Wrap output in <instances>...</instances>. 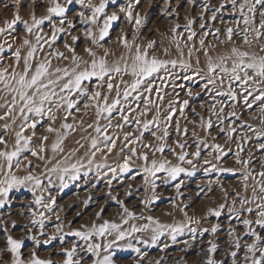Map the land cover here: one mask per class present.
Wrapping results in <instances>:
<instances>
[{
  "label": "snow or ice",
  "instance_id": "1",
  "mask_svg": "<svg viewBox=\"0 0 264 264\" xmlns=\"http://www.w3.org/2000/svg\"><path fill=\"white\" fill-rule=\"evenodd\" d=\"M23 2L25 0H10V4H5V8L11 6L14 9L12 18L0 21V38H3L0 53L5 48L12 50L13 44L8 41H16L13 31L18 23L23 25L24 32L19 46L12 50L13 65H3L0 56V92L4 93L0 96V121H3L0 124V208L10 203L9 193L13 190L26 189L32 193L33 200L27 206L28 221L22 227L24 235L19 238L11 234L8 226L10 223L12 229H16L17 221L6 222L0 217V244L3 245L0 257H10L8 261L0 259V264H88L89 261L90 264H115L114 248L131 249L144 258L146 254L141 253L132 239L136 244L155 246L161 237L167 236L176 242L177 237L185 233L190 239L183 241L185 248L182 251L193 246L198 233L209 236L201 248L203 256L198 264H264V44L259 43L264 39V0H218L216 4L212 0H164L166 17L179 20L180 9L185 5L187 9L183 25L179 22L170 25L168 46L161 44L159 47L155 40L137 42L146 21V16L138 10L142 0H30L28 19L20 14ZM151 2L148 0L149 7ZM73 5L79 8L70 17ZM110 6L118 10L109 12ZM38 7L44 8L40 15L36 13ZM197 8L199 12L192 15ZM224 12L233 17L231 24L225 23L221 15ZM121 18L132 34L129 39L125 28L119 29L115 43L122 51L117 55L106 45L111 43V30ZM218 20L221 27L215 26ZM221 34L226 39H221ZM210 36L217 43L209 42ZM234 37H240L246 47L237 46ZM62 38H65L63 49L71 56L53 47ZM81 38L85 41L83 53L87 58L76 52ZM217 44L232 46L214 58L210 50H215ZM22 49L25 50L23 55ZM40 53H43L42 58ZM199 53L203 54L206 64L203 75ZM194 54H197L196 67H193ZM53 59L70 60L71 66L53 67ZM197 80L205 81L201 92L212 94L210 105L200 104L207 112V118L190 105L193 96H199L200 92L194 93L192 87L180 83ZM225 84L226 91L222 90ZM169 87L171 92L166 91ZM177 88L186 89L187 98L181 100ZM217 97L226 100H217ZM254 105L259 114L250 118L259 121L258 127L242 121L243 111L237 112V108L250 111ZM189 108L196 120H189L186 114ZM89 114L92 119L85 127L83 117ZM69 118L72 123L68 122ZM57 121L58 127L54 126ZM238 121L240 129L245 131L235 136ZM38 126L55 135L50 145L48 135H37ZM214 127L218 128L217 135L211 134ZM78 130L88 133L81 137L87 143L77 140V147L66 151L65 140ZM190 131L194 151H189L192 147ZM200 133L206 134L207 138ZM220 134L225 136L226 143H235V152L215 142ZM36 140H39L38 144L34 143ZM253 140L255 144L244 158L245 146ZM81 149H84L82 156L78 155ZM49 150L52 156L46 155ZM257 152L261 154L258 161L255 159ZM202 154L205 175L234 173L235 169L219 166L223 159L233 156L235 163L241 166L240 187L244 194L233 190L229 202L228 191L221 187L224 202L207 207L199 217L188 214L189 205L179 207L172 199L171 206L179 207L184 219L166 224L152 215L137 216L109 191L108 198L119 205L120 223L104 220L97 224L93 221L90 227L82 224L79 229L64 232V222L57 213V222L52 225L54 231L46 233L51 220L48 214L56 211L57 198L51 194V189L56 186L53 177L58 180L62 192L69 181L79 180L81 176L87 178L94 172L96 179L107 178V186L111 189L114 180L132 173L133 164L138 160L142 162L140 169L129 178L135 180L136 176L142 175L144 191L150 192V196L139 203L147 207L160 199L156 191V181L161 179L158 174H163L165 184L176 181L177 196L183 195L181 188L185 181L179 178L195 174ZM56 156L60 158L56 159ZM110 156L117 157L114 165L108 163ZM29 157L43 161L44 171L39 174L33 171L37 166ZM256 163L260 165L258 169L253 167ZM45 179L47 187L43 182ZM212 183L208 181L209 193L213 190ZM131 188L129 184L128 189ZM203 191L201 188L200 192ZM90 200L91 197L83 204L87 206ZM225 209L226 228L219 222ZM103 211L101 207L95 213L97 219ZM80 214L76 213L77 216ZM210 217L216 218L217 222L209 227H199ZM137 219L146 222L129 224ZM141 233H149L148 239L137 235ZM66 236L75 238L67 247ZM109 236L113 239L109 240ZM56 239L60 241L56 253L62 257L59 261L38 255L41 244L49 245ZM25 241L33 243L27 256L23 251ZM120 241L127 243L120 244ZM167 247L165 243L160 250L163 252Z\"/></svg>",
  "mask_w": 264,
  "mask_h": 264
},
{
  "label": "rangeland",
  "instance_id": "2",
  "mask_svg": "<svg viewBox=\"0 0 264 264\" xmlns=\"http://www.w3.org/2000/svg\"><path fill=\"white\" fill-rule=\"evenodd\" d=\"M121 2H126V0H121ZM213 4H216L218 0H212ZM5 4H10V0H0V21H3L4 19H11L12 18V12L14 9L9 6L8 8H5ZM29 8H30V0H25V2L21 5L20 14L24 19L29 18ZM78 5L72 6V12L69 13V16L71 17L75 10L78 9ZM187 5H185L184 8L180 9V18L177 20L175 17H166L164 14V0H152L151 7H149L148 0H142V3L139 7V11L142 15L146 16L145 26L142 28L141 33V39L137 41L138 43L145 42L146 40H155L157 41V46L159 47L161 44L164 46H168V40L167 36L170 35L168 32V29L170 25L174 22H179L181 25H183L184 20L183 16L186 13ZM109 12L113 10H118L115 8L109 7ZM44 11L43 7H38L36 9L37 15L42 14ZM199 12V8H197L192 15H196V13ZM226 24H231L233 17L228 13L224 12L221 14ZM198 23L197 22V30H198ZM2 26V25H0ZM216 27H221L219 20L215 24ZM79 27V26H78ZM121 27H124L128 38L131 39V28L128 27L126 22H124L123 18H121V21L114 24L113 29L111 30V43L107 44V47H110L115 50L117 55L122 51V49L116 45V37L119 34V29ZM44 31H48V27L45 26ZM73 34H78V32H74ZM13 35L17 38L15 42H13L11 39H9V43L13 44L12 50H14L16 47L19 46L20 43V37L24 35L23 32V25L17 24L15 26V29L13 31ZM66 38V37H65ZM62 38L56 45L53 47L58 48L61 51H65V54L68 56H71V53H67L65 49H63V42L64 39ZM221 39H226V37L221 34ZM209 42L211 43H217L213 38L210 36L207 38ZM235 43L237 46L240 47H246L243 46L241 43L240 37H234ZM3 42V41H2ZM1 42V43H2ZM70 42V40H69ZM260 43V42H259ZM85 41L83 38H81L80 41L77 42L76 45V52L78 55H82L86 57V54L83 53V47H84ZM198 46V43H197ZM223 46L220 44H217V47ZM47 49V46H46ZM12 50H9L5 48V51L3 53H0V56L3 57V65H13V58H12ZM121 50V51H119ZM25 50L22 49V55ZM98 54H102L101 50H97ZM174 52V51H173ZM40 57H43V53L39 54ZM174 57V56H173ZM112 59V57H110ZM53 67H65V66H71L70 60H63V61H57L53 59ZM65 65V66H64ZM193 67H196L195 63H193ZM200 68L203 70L202 75L204 72H206V68H203V66L200 64ZM180 83L186 84L188 87H192L193 92H200L199 96H193V98L190 100L191 107H194L200 115L205 116L207 118V112L204 111V109L200 108V104H205V107L210 105L212 101V94L208 92H201V86L205 81H196L193 83L192 81H180ZM94 86V84H93ZM163 87V85H161ZM211 87V86H210ZM227 84H225V88L222 90L226 91ZM166 91L171 92L172 89L169 87L166 89ZM177 91L180 92V99L187 98L184 94V91H181L179 88H177ZM217 100H226L225 97H217ZM242 104V100H241ZM2 111V110H0ZM83 111V110H82ZM243 111V115L241 117L242 121H246L248 124L253 125L254 127L259 126L258 120H252L250 117L252 115H258V109L257 106H253V109L250 111L244 110L243 108H237V112L240 113ZM186 114L188 115L189 120H196L197 117L194 116L191 112V108L186 110ZM80 115V114H76ZM84 116V125L86 127L87 123L91 122L92 116ZM215 122V117L212 118ZM69 123H72V119L69 118ZM116 121L114 120L113 123ZM3 121H0V124H2ZM77 125H79V120L76 121ZM54 126H59V121H57V124ZM183 126V124H182ZM238 128L237 133H235V136H240L243 134L244 129H240V122L238 121L235 125ZM189 129H191V124L188 125ZM226 127V124H225ZM37 135L46 133L44 132L43 127L38 126L37 127ZM88 131L91 132L89 129ZM111 131V130H110ZM197 131H199L197 129ZM218 128L214 127L211 130L212 135H217ZM73 133H81L80 137L86 136L88 133L83 131H76ZM71 134V133H70ZM201 136H204L207 138L206 134L200 133ZM146 138L147 134H146ZM173 139H175V135H173ZM83 141V142H82ZM52 140H49L47 143L50 145ZM81 143H87L85 140H80ZM189 142L192 144V147L189 149V151H194L195 146L194 142L191 139V131L189 132ZM212 141L209 138V143ZM216 143H220L222 145H225L226 148L230 147L233 152L236 151V146L234 142H227L226 138L223 134H220L218 139L215 141ZM264 142V141H262ZM34 143H39V140L34 141ZM171 143V141H169ZM255 144V140L252 141V144L245 146V151L242 153V156L244 158H247V152L248 149L251 148ZM47 156L51 155V151L49 150L46 153ZM159 155V154H157ZM261 157L260 153H255V159L258 161ZM33 160V164L36 165L33 169L37 174L44 171V162L39 161L36 158L29 157ZM169 159H172L173 162H175V159L168 155ZM204 155L200 157V162L197 165V171L195 174L191 177L181 176L179 179H183L185 181L184 185L181 188V193L183 195L177 196L176 190L174 188V184L176 181H170L167 184L163 182V174H158V176L161 177V179H157V195L160 197V199L156 200L154 203L149 204L147 207L140 204L139 201L141 199H145L148 196H150V192L146 193L144 191L143 186V178L142 175L136 176L135 180H132L129 178L131 175H135L142 164L141 161H135L133 164V171L132 173H126L122 177H119L117 180H114L111 186V189L107 186V178H101L96 179L95 173L91 172L87 178H84L81 176L79 180L76 181H69L68 187L65 188L62 192L59 191V182L56 180L55 177H53L54 184L56 185L51 189V194L53 196H56L57 203H56V211L54 213H50L48 215L51 216V220L48 222V226L46 228V233L51 234L54 229L52 228V225L55 224L57 221L55 220V215L58 213L61 217V220L64 222V232H68L70 229H79L82 224L91 226L92 222L95 221V223L100 224L104 220H109L112 222L120 223V215L119 213V205L115 203V201H112L108 198V193L111 191V195L118 196V198L122 201H124L125 205L129 207L131 210H133L137 216L143 215L148 216L152 215L153 217L157 218L160 222L169 224L170 220L173 219L174 216L179 213L180 217L184 219L183 213L179 211V207L184 206L185 204L189 205L187 207L186 211L190 216L195 215L197 217L202 216L206 210L207 207H214L219 203L224 202L223 201V193L221 192V187L226 189L229 193L228 200L231 202L233 198V190L241 192L243 195V189L240 187V171L241 166L235 163V159L233 156H229L225 159H223L220 162L221 167L225 168H232L236 171L233 172H211L208 175H205L202 170V161L204 159ZM100 157L99 154L97 155V160L99 161ZM117 160V157L110 156L108 159L109 164H113ZM54 162V161H53ZM213 163H216V161H213ZM51 167V165H48ZM185 167H188L185 165ZM255 168H259V163H256L253 165ZM23 174V173H21ZM208 181H212V192H208ZM44 185L47 187L48 181L45 179ZM131 184L132 188L129 190L128 185ZM95 185V187H93ZM203 188L204 191L200 192V189ZM131 192L129 195L128 192ZM200 192V195L197 196V193ZM39 194V193H38ZM250 195V189L249 193ZM45 197H47L48 193H44ZM91 197V200L87 206L83 204V201ZM175 199L176 204L179 206L177 208H173L171 206V200ZM33 200L32 193L29 192L26 189H21L19 191L13 190L9 193V201L10 203L6 204L4 207L0 208V217L3 218L4 221L8 222L10 220H16L18 227L16 229H12L11 224L9 223V230L11 231V234L19 238L20 236L24 235L22 232V227L24 224L28 221L27 216V206L31 203ZM35 207V205H32ZM103 207L104 211L101 214V217L99 219L96 218L95 213L100 210V208ZM237 207L239 205L237 204ZM63 208V211H60V209ZM24 212L25 215L21 216L20 213ZM77 212H80L81 214L79 216L76 215ZM167 213H171V215H168ZM227 217V210L225 209L224 214L219 218V222L226 228L228 221L226 220ZM69 221L72 223L69 224ZM145 220L137 219L135 221H130L129 224L135 223L137 225L145 223ZM217 219L214 217H210L208 221H205L202 223L199 227H209L211 223H216ZM124 228H128L129 225H123ZM139 236H142L144 239H148L149 233H141L137 234ZM224 238L223 231L221 232V239ZM75 238L71 236L65 237V246H70V242L73 241ZM109 240L113 239V237L109 236ZM131 239V238H130ZM190 239V236L188 233H185L181 236L177 237L176 242H172L167 236L161 237L158 241L157 245L155 246H149L145 244H136V241L132 239V243L140 248L141 253L146 254L143 259H141L140 255L136 253L135 251L131 249H112L114 252V262L115 264H156V261H160V264H198V261L202 259L203 253L201 252V248L206 243V241L209 239V236L207 234L200 236L199 233L197 234L196 241L193 243L192 247L187 248L186 251H182L181 249L185 248V245L183 243L184 240ZM78 243H83L82 241H77ZM102 242V241H97ZM120 244H125L127 241H120L118 242ZM167 243L168 247L164 249L162 252L161 246L163 244ZM3 245L0 244V247ZM33 248V243L31 241H25V245L23 248L25 256L28 255L29 251ZM60 248V241L59 239L53 240L49 245H43L38 249V255L42 258H51L54 261H59L62 257L57 255L56 253L59 251ZM0 259L4 261H8L10 257L8 255H4L3 257H0ZM90 264V261L88 262Z\"/></svg>",
  "mask_w": 264,
  "mask_h": 264
},
{
  "label": "bare ground",
  "instance_id": "3",
  "mask_svg": "<svg viewBox=\"0 0 264 264\" xmlns=\"http://www.w3.org/2000/svg\"><path fill=\"white\" fill-rule=\"evenodd\" d=\"M258 19V17H257ZM3 41V38H0V43ZM261 44H264V39H261V41H259ZM236 44V43H235ZM231 44H224L223 46H219L217 47L215 50H210V54L215 58L216 56L220 55V54H224L226 53L230 48H231ZM121 51V50H119ZM175 55V53L173 52V56ZM195 55L197 54H194L193 56V63H194V60H195ZM198 55H200V58H201V65L203 66V68H206V64H205V61H204V57H203V54L202 53H199ZM113 58V57H112ZM171 58V57H170ZM110 59V58H109ZM54 64V63H53ZM65 66V65H64ZM4 93L0 92V96H3ZM91 116V115H90ZM57 124V123H56ZM90 132V131H89ZM80 134L81 133H71L68 138L65 140V143H64V147L66 149V151L70 148H74V147H77L75 141L77 140H83L81 139L80 137ZM43 135H48L49 136V140H54L55 139V135L54 134H50V133H43ZM83 142V141H82ZM84 153V149H81L80 152L78 153V155H83ZM53 154L51 153L50 156H52ZM56 159H59L60 156H56L55 157ZM170 220V223H173V222H179V221H182L183 218L180 217L179 213H177L174 218ZM169 223V224H170Z\"/></svg>",
  "mask_w": 264,
  "mask_h": 264
}]
</instances>
